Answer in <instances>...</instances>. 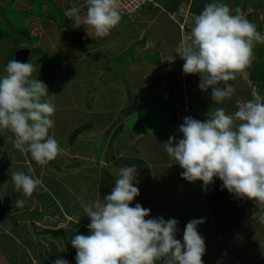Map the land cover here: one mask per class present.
Returning <instances> with one entry per match:
<instances>
[{
	"label": "clouds",
	"instance_id": "clouds-1",
	"mask_svg": "<svg viewBox=\"0 0 264 264\" xmlns=\"http://www.w3.org/2000/svg\"><path fill=\"white\" fill-rule=\"evenodd\" d=\"M83 23L96 37H106L121 20L119 0H86ZM81 23L79 9L64 12ZM264 43V34L257 31L240 8L233 10L223 3H209L195 17L190 37H185L175 54L164 61H183L185 75H198V87L211 90V100L221 103L230 99L235 88L229 81L246 74L254 60L253 49ZM6 75L0 77V130L14 134L13 146L22 154H30L37 165L46 166L61 154L56 139L49 135L54 127L55 107L44 100L47 86L31 79L36 69L30 62L10 60ZM223 85V86H221ZM252 99L238 105L234 114L217 108L203 121L191 116L183 118L178 131L182 138L170 136L163 143L170 158L183 169L181 178L189 183L202 182L205 191L214 178L238 199L264 206V96L258 91ZM31 172L32 170L29 169ZM119 178L111 192L83 206L90 223L89 234H77L71 239L76 250V264H155L170 257L167 264H203L206 252L204 238L197 226L204 219H192L177 239L179 221L163 217L148 218L150 209L132 202L139 195L137 167L119 169ZM16 191L31 197L41 180L23 172L11 174ZM17 199L15 207H23ZM264 223V214L260 216ZM52 264H68L58 257Z\"/></svg>",
	"mask_w": 264,
	"mask_h": 264
},
{
	"label": "crops",
	"instance_id": "crops-1",
	"mask_svg": "<svg viewBox=\"0 0 264 264\" xmlns=\"http://www.w3.org/2000/svg\"><path fill=\"white\" fill-rule=\"evenodd\" d=\"M28 1L30 0H14L15 6L18 9H24L21 11H25V13L28 11L32 15L30 8H28L31 7ZM235 1L241 2V5ZM62 2L63 6L59 5L60 3L62 4ZM26 3L28 5L25 6V8L21 6L19 7V5H24ZM56 4L63 14L66 10V6L67 9L72 7L78 8L79 15L81 16V23L77 25L73 18L64 16V23L66 21L72 22L76 25L77 29L74 30L69 27L62 28L61 30L57 29V27L56 29L55 27L52 29H46L44 28L46 26H44L41 29L43 32L41 35L34 34L31 36L30 34L31 37L39 38V45L44 49L51 53H55L58 56H62L63 60L67 59L68 51L71 52L70 56L75 54L76 57H79L80 53H88L90 50V53L94 54V56L101 60L106 58L115 60L118 59V56L128 53V55L136 57L138 60L135 66L136 68H144V70L141 69L143 73L139 74L136 72V80L141 81V83H134V80L131 82L134 84V91L139 90L143 93L146 101H152L155 98L163 96L165 104H168V106L177 103L176 106L179 113L182 114V120L186 116L192 117L195 115L196 111H188V104L185 100L187 97H185L184 94L189 92V90L193 93L192 89H194L196 93L203 92L198 89L200 82L199 76L185 75L182 71L184 61L179 56H176L174 62L171 64L164 60L168 56L175 54V49L179 46L182 39L190 37L191 29L194 27L195 17L202 12L205 5L209 4L208 0H155V6H148L142 9L133 18L128 19L121 16L118 26L113 28L110 34L103 38L96 37L94 31L83 23L87 11L86 0H58V2L56 1ZM226 5L233 10V14H235L236 8H240L246 18L256 26L257 31L259 28V32L264 34L263 0H245L243 3L242 0H233L230 3H226ZM32 19L33 21H30L27 24L28 32L29 28L32 31L36 26L38 28L40 24H45V22L41 23L42 19L39 17L33 16ZM5 40L6 42H4V47L2 49L6 54H9L12 51L17 52L20 48H27L31 54L30 48L34 44H29L26 41L19 42L15 49L14 43L11 39L5 36L0 37V41ZM8 42L10 44H7ZM255 47L257 53L254 56L253 63L247 69L246 74L238 76L236 80L229 81L233 86H237L235 92L230 99L224 100L226 103H223L218 107L223 108L226 114H234L235 111L238 110V105L240 103L252 99L251 93L254 90L258 91L259 81L257 79H252V76L250 77L252 74L250 70L254 65L260 66L264 63V43L256 44ZM137 53L138 56L136 55ZM149 53H153L156 57L154 59L150 58V55H148ZM159 58L160 61H158ZM65 63L69 65L68 61H65ZM146 67L148 69V75H146ZM35 69L36 71L33 72L31 78L44 83L47 86V90H50L49 92L53 93L54 98L56 99L55 86L58 87L63 82H59V80L54 82L47 79V76H49L50 79L52 77L46 67L37 65ZM99 69H105V66L101 65ZM4 73L5 71L0 72V77H2V74ZM256 84L257 87L255 88ZM261 84L258 92L260 95L264 96V83ZM114 86L117 89V94L118 92L124 93L117 84ZM117 94L116 96H118ZM210 115L211 114H209V116ZM82 125H85L86 128L80 131V135L83 132L81 136L84 135L86 129L88 130L92 128V125L90 126V124L84 123L79 126ZM100 129L102 128L100 127ZM73 130L74 129L71 131ZM90 132V136L84 135L86 137L82 143H91L93 141L94 134L93 131ZM101 133V130H97L95 135ZM49 135L52 137L54 136L52 133H49ZM170 136H175V134L168 135V138L164 140L168 141ZM14 139V134L11 131L0 130V264H52V262L58 257L66 259L68 264H76V260L72 262L69 261L67 251L76 256V250L71 246V239L77 234H89V229L87 228L89 223H82L83 221L76 219L67 212L60 211L59 208L56 209L55 205L57 206L58 204L53 199L54 195L50 194L51 189L48 187L49 185H46L44 181V178L47 177V179L53 181L57 187L65 188L63 180L66 179L69 175L68 173L73 170L60 169L62 167L58 164L57 166L60 168L56 166L52 167V169H48L49 172L46 176V167L37 165L36 162L32 160L30 154L22 155L13 146ZM176 139L178 140L177 137ZM117 141L119 140L116 138L114 142ZM61 147L62 152L60 155H63V145H61ZM128 147L130 146L124 144L116 145L114 146V149L111 148L105 156H99L100 164L98 166L102 167L101 173L104 172V178L102 180L105 182V188H102V199L105 195L111 192L112 188H114L112 181L116 179L114 173L119 172V168L124 167L123 165L126 164V162L138 160L144 162L146 166L139 171L137 170V172L144 175L141 177L143 180L142 183H146L147 186V192L143 193L144 202L146 203L145 205L147 206V204H149V201H147L149 195H153L152 197L156 199L155 205L157 206L155 207V211H153L154 215L149 216V218H156V216L166 218V215H169V212H171L167 206H172V204L168 203L169 198L157 193L156 188L157 191L158 188H162L159 176L163 172L164 165L167 166V168H171L170 165L173 167V164H175L176 161L174 159L167 162L159 160V156L165 155L164 151H158L146 147L143 149V152H140V148L138 149L137 145L132 146L133 148L130 151ZM161 149L163 150V148ZM148 151L151 155L144 153ZM75 157L78 159L85 157L92 161V163L94 161L93 155L88 152L83 153V150L80 156L76 154ZM120 162L122 163L121 165ZM19 167L25 168L24 172L26 175H31L34 178L40 179L42 183L37 186L31 197L24 196L22 191H20L23 194V199L21 200H24V205L23 207L17 208L15 207L16 199L14 195L18 191L15 190L14 186H8V183L11 181V174L18 172L16 168L19 169ZM76 167L79 168L78 163L76 164ZM29 169L32 171L30 172ZM82 170L84 169H81L80 167V169L75 170V172H80ZM108 178L111 179V184L110 181L107 180ZM156 180L158 184H156L157 187L154 188L153 182ZM216 180L217 178H214V184ZM147 182H149L150 185H147ZM214 184L209 186L206 191L202 189L198 196H201V198L203 196V198L207 200L206 202H210V209L208 212L210 213L212 211V213L216 215L219 221L220 230H223L222 232L227 233L229 227L232 226V229L229 232V234H231L236 227L246 221H248V223L252 221L256 224V226H253L252 228L250 227L249 231L260 237L261 241H258V244L251 243V240L254 237L252 235H248L246 239H243L242 236L239 238L235 236L233 242L230 245H226V247L228 246L230 249L224 248L220 250H228L227 256L221 259V261L224 260L223 264H245L244 262H241L245 256L248 258L249 256L256 254L258 251L264 250V236L261 235V230H264V223L259 219L260 216L264 214V206L257 205L250 200L238 199L234 195L225 202L214 201L212 199ZM41 197L44 200L52 201H49V207L47 209L44 208V201ZM51 208L57 210L58 213L53 212ZM47 210L49 212H47ZM34 213H36V215L41 214L40 220L30 219L28 215ZM61 221L62 223L68 222V228L71 229L70 232L66 231L67 228H64V226L63 228L61 227ZM229 223H231V225L228 226ZM75 225L79 228H76ZM260 225L262 226V229L260 228ZM59 229L62 232L60 236H53L50 233H45ZM73 229H76L75 233L73 232ZM198 232L204 238L206 246V252L202 257L203 264H214L215 261H212V259L214 257H216L215 260L219 259V257H217L218 253L214 254V252H216L214 246L215 241L207 239L209 234H207L206 230H198ZM248 244H250L248 248L242 250V247ZM237 253L239 254L238 257L235 258V262H229L228 260L230 259V256H232V254L236 255ZM258 262L259 261L257 260V262L249 264H258Z\"/></svg>",
	"mask_w": 264,
	"mask_h": 264
},
{
	"label": "rangeland",
	"instance_id": "rangeland-1",
	"mask_svg": "<svg viewBox=\"0 0 264 264\" xmlns=\"http://www.w3.org/2000/svg\"><path fill=\"white\" fill-rule=\"evenodd\" d=\"M56 1L58 2V0L28 1L31 6L28 7L31 10V15L28 11H26V13L25 11H21L24 9H18L15 6L14 0H0V34L11 39L13 43H16L15 45L24 41H28L29 44H34L30 48L31 54L28 56V62L33 64L34 68H36L37 65L46 67L52 77L50 79V77L47 76V79L50 81L56 82L59 80V82H63L58 87L54 85L56 88V99L54 98V94L49 92L50 90H48L49 94L42 98L44 100H52V104L55 107V112L52 117L54 120V127L49 130V133L54 134L53 138L58 141L61 149V145H63L64 150L63 155L57 156L56 159L49 162V164L44 167H46L45 170L47 169L46 176L49 172L48 169H52V167H56L58 164L62 167L60 168L57 166L58 168L63 170L70 169L74 172H69L68 177L63 180L65 188L57 187L56 184L48 180L47 177L44 178V181L46 185H49L48 187L51 189L50 194L54 195L53 199L58 204L57 206L55 205L56 209L59 208L60 211L67 212L76 219L83 221L82 223H90L89 218L86 217L83 211V206L93 202L97 198V188L101 195L100 198L102 199V188H105V182L102 180L104 178V172L101 173L102 167L98 166L100 164L99 156H105L111 148L114 149V146L124 144L130 146L128 147L130 151L133 148L132 146L135 145L138 146V149L140 148V152H143V149L146 147L164 151L165 155L159 156V160H163L164 162L172 161L173 159L166 154L163 143L167 141L164 139L168 138V135L174 134L178 139L182 138V134L179 133L178 128L183 120L182 114L179 113L176 106L177 103H173L169 105V107L168 104H165L163 96L155 98L152 101H146L143 93L139 90L134 91V84L131 82L134 80V83H141V81L136 80V72L140 74L143 73L141 69L144 70L143 67H135L138 61L136 57H132L127 53L118 56V59L115 60L109 58L101 60L90 53L89 50L88 53H80L79 57H76L75 54L70 56L71 52L68 51L67 59L63 60L62 56L51 53L39 45V38L31 36L34 34L41 35L43 33L41 29L44 26H46L44 27L46 29H52L54 27L55 29L57 27L59 30L67 27L74 30L77 29L76 25L72 22L66 21L64 23L65 15L61 13ZM232 1L233 0H208V3L216 2L226 4ZM244 1L245 0H242V3ZM235 2L241 5V2ZM27 5L26 3L24 5H19V7L25 8ZM59 5L63 6V2ZM65 8L67 9V6ZM33 16L39 17L42 19V21L40 20L41 23L45 22V24H40L38 28L36 26L32 31L29 28L28 32L27 24L33 21ZM6 24L14 26L15 31ZM4 42H6V40L0 41V72L6 70L8 62L13 60L16 54V52L13 51L6 54L2 49L4 47ZM7 44L10 43L8 42ZM256 53L257 49L254 47V56ZM136 55L138 56V53ZM148 55H150L149 57L152 59L156 57L153 53H149ZM65 61H68L70 66L66 64ZM158 61H160V58ZM101 65H104L105 69H99ZM145 71L146 75H148L147 67ZM2 75H6V71ZM115 84H117L125 94L122 92H118L117 94V89L114 86ZM236 87L235 85L234 88ZM256 87L257 84L255 85V88ZM192 90L193 93L189 90V92L186 91L187 93L184 94V96L187 97L185 100L188 104V111H196L195 115L192 116L195 119L201 121L205 120L207 114H212L223 103H226L225 101L221 103L212 101L210 98V89V91H203V95L201 92L196 93L194 89ZM116 94L118 96H116ZM84 123L90 124V126L92 125L91 129H86L84 135L90 136V131H93V141L91 143H82L86 137L84 135L81 136L83 134L82 132L81 135L79 134L72 144H70L68 139L72 132L71 130ZM100 127L102 129H100ZM97 130H101L102 133L95 135ZM116 138L119 141L114 142ZM161 148H163V150ZM82 150L83 153L88 152L93 155V163L85 157L82 159L75 157L76 154L80 156ZM144 153L151 155L149 151ZM77 163L79 164V168L76 167ZM121 164L120 162V165ZM133 165L137 167L138 171L146 167L144 162L138 160L126 162L123 166ZM80 167L84 170L75 172V170L80 169ZM170 167L171 168H167V166L164 165L163 172L159 176L162 188H158L157 191V180L153 182V187L156 188L157 193L169 198L168 203L172 204V206H167L171 212H169V215H166V218H163L165 220L174 218L179 221L177 239L182 240L183 230L188 221L203 218L204 223L198 225L197 228L198 230H206L207 234H209L207 239L215 241L214 246L216 252H214V254L218 253L217 257H219V259L215 260L216 257L213 258L212 256V261H215L214 264H223L224 260L221 261V259L227 256L228 250H220L224 248L230 249L228 246L226 247V245H230L235 236L238 238L242 236L243 239H246L248 235H252L254 237L251 243L258 244V241H261L260 237L249 231L250 227L256 226L252 221L250 223H248V221L243 222L240 226L236 227L231 234H229V232L232 226L229 227L227 233L222 232L223 230H220L216 215L212 213V211L210 213L208 212L210 209V202H206L207 200L204 199L203 196L202 198L198 196L199 192L202 191V182L196 181L195 183H189L181 178L183 169H181L178 164H173V167L170 165ZM16 169L18 172L25 173V168L19 167V169ZM118 173L119 172L114 173L116 179L119 178ZM143 176L142 173L137 172L136 179L138 183L135 184V186L139 189V195L134 199L131 206L139 203L142 207L150 209L149 216H152L157 206L155 205L156 199L152 197L153 195H149L147 199L149 204H147V206L145 205L143 193L147 192V186L146 183H142L143 180L141 177ZM107 180H109L111 184V179L108 178ZM115 180H112L113 186H115ZM11 185L14 186L12 181L8 183V186L11 187ZM147 185H150L149 182H147ZM14 197L16 200L23 199V194L19 191ZM43 201L44 208L47 209L50 200L43 199ZM47 212L49 211L47 210ZM53 212L58 213L57 210H53ZM28 216L32 220H40L41 218V214L36 215V213ZM156 218L158 217L156 216ZM64 222L62 223L61 221V227L63 228L64 226V228H67L66 231L70 232L71 229L68 228V222ZM229 225H231V223H229L228 226ZM75 227L79 228L77 225H75ZM260 228L262 229V226ZM75 231L76 229H73L74 233ZM261 235L264 236V230H261ZM249 245L250 244L242 247V250L247 249ZM238 254L239 253L236 255L232 254L228 261L234 263ZM162 258L167 262L170 257L165 256ZM257 260L259 261L258 264H264V250L258 251L248 258L245 256L241 262L249 264L255 263ZM155 264H157V262H155Z\"/></svg>",
	"mask_w": 264,
	"mask_h": 264
},
{
	"label": "trees",
	"instance_id": "trees-1",
	"mask_svg": "<svg viewBox=\"0 0 264 264\" xmlns=\"http://www.w3.org/2000/svg\"><path fill=\"white\" fill-rule=\"evenodd\" d=\"M7 25V24H6ZM9 27L11 29H13V31H15V28L14 26H11L10 24H8ZM3 35L0 34V37H2ZM25 42V41H24ZM28 42V41H27ZM16 43H14V47L15 49L17 48V45H15ZM28 62V60H27ZM258 68V69H257ZM257 69V70H256ZM263 70H264V63H262L260 66H257V65H254L252 67V69L250 70V72L252 73L250 75V77L252 76V79H257L259 81V87H258V91L260 90V85H262L261 83H264V75H263ZM256 73H258L256 75ZM262 96V95H261ZM84 128H86L85 125H82V126H79L78 128L74 129L70 136H69V141H70V144H72V142L74 141V139L77 137V135L80 133L81 130H83ZM233 196V194H230L226 189H223L222 190V182L217 179L215 181V184H214V188H213V196H212V199L214 201H228L231 197ZM23 217V216H22ZM149 217H146V219H148ZM45 233H50L52 234L53 236H60L62 234L61 230H56V231H48V232H45ZM67 255L69 257V261L72 262V261H75V256L72 255L69 251H67ZM157 264H167V262L165 261L164 258H160L158 259L157 261ZM41 264H48V263H41Z\"/></svg>",
	"mask_w": 264,
	"mask_h": 264
},
{
	"label": "built area",
	"instance_id": "built-area-1",
	"mask_svg": "<svg viewBox=\"0 0 264 264\" xmlns=\"http://www.w3.org/2000/svg\"><path fill=\"white\" fill-rule=\"evenodd\" d=\"M120 13L123 17L133 18L148 6H155V0H119Z\"/></svg>",
	"mask_w": 264,
	"mask_h": 264
},
{
	"label": "water",
	"instance_id": "water-1",
	"mask_svg": "<svg viewBox=\"0 0 264 264\" xmlns=\"http://www.w3.org/2000/svg\"><path fill=\"white\" fill-rule=\"evenodd\" d=\"M29 54L30 52L27 48H20V50L16 52L14 60L27 62Z\"/></svg>",
	"mask_w": 264,
	"mask_h": 264
}]
</instances>
